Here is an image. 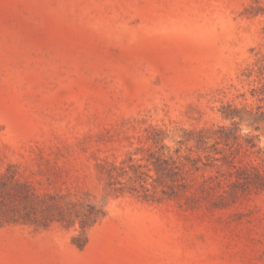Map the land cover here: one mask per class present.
Returning a JSON list of instances; mask_svg holds the SVG:
<instances>
[{"label":"rangeland","instance_id":"obj_1","mask_svg":"<svg viewBox=\"0 0 264 264\" xmlns=\"http://www.w3.org/2000/svg\"><path fill=\"white\" fill-rule=\"evenodd\" d=\"M257 174L264 0H0V264H264Z\"/></svg>","mask_w":264,"mask_h":264},{"label":"trees","instance_id":"obj_2","mask_svg":"<svg viewBox=\"0 0 264 264\" xmlns=\"http://www.w3.org/2000/svg\"><path fill=\"white\" fill-rule=\"evenodd\" d=\"M252 147L253 148L257 147L256 143H252ZM256 180H257V182H258L259 185L264 186V177L263 176L257 174Z\"/></svg>","mask_w":264,"mask_h":264}]
</instances>
